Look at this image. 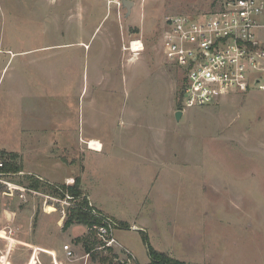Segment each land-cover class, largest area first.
I'll list each match as a JSON object with an SVG mask.
<instances>
[{
	"label": "rangeland",
	"instance_id": "rangeland-1",
	"mask_svg": "<svg viewBox=\"0 0 264 264\" xmlns=\"http://www.w3.org/2000/svg\"><path fill=\"white\" fill-rule=\"evenodd\" d=\"M126 1L129 10L123 0H0V152L18 154L24 172L0 179V264H48L32 245L38 218L73 206L18 189L28 174L55 184L79 176L105 216L129 225L114 231L126 250H94L101 241L87 228L88 256L72 245L57 264L147 263L143 231L188 264H264V91L182 110L165 20L213 0ZM131 39L143 42L138 55L122 48ZM85 231L56 225L49 241L60 249Z\"/></svg>",
	"mask_w": 264,
	"mask_h": 264
},
{
	"label": "built area",
	"instance_id": "built-area-1",
	"mask_svg": "<svg viewBox=\"0 0 264 264\" xmlns=\"http://www.w3.org/2000/svg\"><path fill=\"white\" fill-rule=\"evenodd\" d=\"M136 43L141 49L134 50ZM122 48L138 55L144 46L141 39H131ZM162 48L168 63L181 71L182 110L207 106L229 94L264 91V0H213L209 11L170 15L165 20ZM6 175L0 171V179ZM16 185L21 191L38 193ZM70 198L66 195L58 200ZM92 212L102 217V222L91 228L101 241L93 249L119 246L126 250L114 237L116 222L94 209ZM63 249L67 258L73 256L68 244Z\"/></svg>",
	"mask_w": 264,
	"mask_h": 264
},
{
	"label": "trees",
	"instance_id": "trees-1",
	"mask_svg": "<svg viewBox=\"0 0 264 264\" xmlns=\"http://www.w3.org/2000/svg\"><path fill=\"white\" fill-rule=\"evenodd\" d=\"M18 157V154L15 152H0V158H2L3 166L0 167V171L6 173L8 175L18 174L20 169V165L16 164L14 160ZM28 180V183H20L24 184L25 187L38 190L40 188L44 189L45 191L51 193L55 197L64 198L66 195H69L71 198L70 201H73V206L67 208V211L64 216L63 221V228L66 229L70 225L74 223L83 224L88 228L90 233L92 234L94 231L91 229L93 225L100 224L102 221V217L97 216L96 214L92 213L93 206L89 205V200L80 186V177L76 176L74 178V182L72 184L66 183H50L44 181L43 179H39L37 176H33L32 174H28L24 176ZM95 210V209H94ZM98 214L103 216L104 214L101 211L95 210ZM118 228H129V225L125 221H117L113 219ZM90 237L91 235L88 234L82 238H76V241H81L85 251L88 253L93 248L90 245ZM143 241L146 245L147 255L149 261L144 264H188L183 260L174 258L167 254L166 252L159 251L154 249L148 240V236L143 231ZM111 250V248H109ZM133 264H140L137 261Z\"/></svg>",
	"mask_w": 264,
	"mask_h": 264
},
{
	"label": "crops",
	"instance_id": "crops-1",
	"mask_svg": "<svg viewBox=\"0 0 264 264\" xmlns=\"http://www.w3.org/2000/svg\"><path fill=\"white\" fill-rule=\"evenodd\" d=\"M22 173H24V172H22ZM26 173H30V172H26ZM35 175L42 177V175H40V174H35ZM72 177L73 176H67L60 183H68ZM57 183H59V182H57ZM84 195L87 196V198L90 200V202H93V200L91 199V196L88 193L84 192ZM93 204L95 205L96 208L95 207L94 208L96 210L101 211V212H103V213H105L107 215L112 216L110 213H108L107 211H105L101 207L97 206L95 202H93ZM7 212L8 211L6 209H3L2 207H0V214L1 215H2V213H4L6 215ZM23 213H26V214H24L26 216L29 215V213L27 214V212H25V211H23ZM50 214H52V213H49V214L44 213L43 215L39 216L37 226H36V228L33 231L32 240L34 241V243H32V245H36L42 250V252H40L39 255L41 254L40 256H42V258L44 260H46V262H48V264H53V263L57 264V260L63 261L64 258L66 257V253H65V251L63 249V245L64 244H68L70 247H72V245H74L76 247L80 246V245L83 246V245H82L81 241H76L75 237H71L70 240H63L61 248L60 249H56L54 247V245L51 244L50 241H49V236L51 235V232L53 231V228L56 227V225H57V227H59L61 225V230L64 232V231L68 230V228L70 226L67 227L66 229L63 228L64 215L62 217L58 218V219L55 218L53 220L52 218L48 217V215H50ZM85 228H86V231L83 234V236L77 237V238H82V237H84V236H86L88 234L87 227L85 226ZM14 232L15 231H12L11 235H14ZM35 234H36V236H35ZM40 235L41 236L45 235L47 241L46 240H41L40 239ZM34 238H37V239H34ZM17 241L21 242V241H24V240L21 238V239H17ZM75 242H76L77 245H75ZM36 262H37V258H36V261L34 262V264Z\"/></svg>",
	"mask_w": 264,
	"mask_h": 264
},
{
	"label": "bare ground",
	"instance_id": "bare-ground-1",
	"mask_svg": "<svg viewBox=\"0 0 264 264\" xmlns=\"http://www.w3.org/2000/svg\"><path fill=\"white\" fill-rule=\"evenodd\" d=\"M139 45H141V44L140 43L134 44V50L141 49V47H138L137 48V46H139ZM87 142L89 143V148L91 150H95V151H101L102 150L101 143L98 140H96V139H89ZM69 182H73V180L70 179Z\"/></svg>",
	"mask_w": 264,
	"mask_h": 264
},
{
	"label": "water",
	"instance_id": "water-1",
	"mask_svg": "<svg viewBox=\"0 0 264 264\" xmlns=\"http://www.w3.org/2000/svg\"><path fill=\"white\" fill-rule=\"evenodd\" d=\"M123 4H124V6L127 8V10L130 9V5H131V4H130L129 2H127L126 0H123ZM181 114H182V110H177V111L175 112L176 119H179L180 116H181Z\"/></svg>",
	"mask_w": 264,
	"mask_h": 264
}]
</instances>
